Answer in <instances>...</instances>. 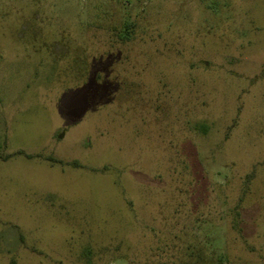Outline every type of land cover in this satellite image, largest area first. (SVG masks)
<instances>
[{"label":"rangeland","instance_id":"obj_1","mask_svg":"<svg viewBox=\"0 0 264 264\" xmlns=\"http://www.w3.org/2000/svg\"><path fill=\"white\" fill-rule=\"evenodd\" d=\"M0 264H264V0H0Z\"/></svg>","mask_w":264,"mask_h":264}]
</instances>
